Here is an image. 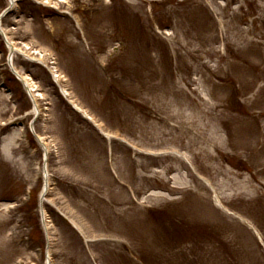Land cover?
Wrapping results in <instances>:
<instances>
[{
	"label": "rangeland",
	"instance_id": "1",
	"mask_svg": "<svg viewBox=\"0 0 264 264\" xmlns=\"http://www.w3.org/2000/svg\"><path fill=\"white\" fill-rule=\"evenodd\" d=\"M2 27L40 114L0 34V264H264V0H19Z\"/></svg>",
	"mask_w": 264,
	"mask_h": 264
},
{
	"label": "bare ground",
	"instance_id": "2",
	"mask_svg": "<svg viewBox=\"0 0 264 264\" xmlns=\"http://www.w3.org/2000/svg\"><path fill=\"white\" fill-rule=\"evenodd\" d=\"M18 1H19V0H10V1H9L10 9H13V8L15 7V5L17 4ZM0 30H3L1 24H0ZM3 31H4V30H3ZM5 35H7L6 32H5ZM6 37H7V36H6ZM7 38H8V37H7ZM9 41H10V40H9ZM10 42L12 43L13 47L15 48V50H17V52H20V51H21V50H19V48L16 47V45L14 44V42H12V41H10ZM14 56H15V52H13V53L11 54L12 60H13ZM12 63H13V62H12ZM21 77H22V79L24 80V83H25L26 86H27V88H26V89H28L27 91L29 92V94L31 95V97H32V99H33V101H34V111H35V115L38 116V115L40 114V110H39V108H38V105H37V102H36V97H35V94H34V91H35V85H34V83H33L32 81L29 80V77H25V76H24V77L21 76ZM43 145H44V147H45L46 149H48V147H47L46 144H43ZM48 178H49V177L47 176L46 189H45V186H44L43 191H42V194H43L44 197H45L46 193H47L48 190H49V179H48ZM46 264H50V255H49V254H48V258H47V263H46Z\"/></svg>",
	"mask_w": 264,
	"mask_h": 264
},
{
	"label": "water",
	"instance_id": "3",
	"mask_svg": "<svg viewBox=\"0 0 264 264\" xmlns=\"http://www.w3.org/2000/svg\"><path fill=\"white\" fill-rule=\"evenodd\" d=\"M10 11V7H8L2 14H1V16H0V20H1V18L7 13V12H9ZM2 34H3V36H4V38H5V40H6V43H7V45L10 47V57H11V54L13 53V52H15V48L13 47V45L7 40V38H6V36H5V33L2 31ZM10 63H11V60H10ZM13 71L17 74V76L19 77V79H21V81L24 83V81L22 80V77L17 73V71L15 70V69H13ZM25 86H26V84H25ZM27 87V86H26ZM28 90V89H27ZM39 138V137H38ZM41 141V140H40ZM41 143L42 144H44L43 143V141H41ZM48 152L46 151V154H47Z\"/></svg>",
	"mask_w": 264,
	"mask_h": 264
}]
</instances>
